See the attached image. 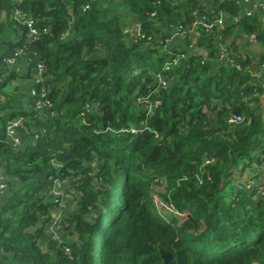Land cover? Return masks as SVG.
<instances>
[{"label": "trees", "instance_id": "16d2710c", "mask_svg": "<svg viewBox=\"0 0 264 264\" xmlns=\"http://www.w3.org/2000/svg\"><path fill=\"white\" fill-rule=\"evenodd\" d=\"M107 1L0 0V173L10 192L0 206V264H264V85L250 75L249 56L232 49L233 63L218 61L216 44L239 27L264 48V7L242 14L236 0H123L146 36L133 40L122 16L105 17ZM221 13L231 23L218 29ZM201 16L214 23L195 28L208 54L174 64L176 51L155 37ZM38 64L43 80L30 107L17 110L9 90L34 81ZM43 90L51 106L37 109ZM231 115L244 120L229 124ZM18 117L37 135L32 145L9 140L8 121ZM246 171L261 179L237 188ZM64 181L77 206L58 246L46 236L57 206L48 197ZM152 185L182 220L157 212Z\"/></svg>", "mask_w": 264, "mask_h": 264}, {"label": "crops", "instance_id": "0c3cea01", "mask_svg": "<svg viewBox=\"0 0 264 264\" xmlns=\"http://www.w3.org/2000/svg\"><path fill=\"white\" fill-rule=\"evenodd\" d=\"M122 1L123 0H108L107 3L104 5L105 9H109L111 13L114 15H120L121 17V23L124 24V26L131 25L135 20L134 17H132L130 14H127L124 9L122 8ZM205 2V0H202ZM239 5L241 6L242 10L241 13H250L253 11L255 7H264V0H236ZM119 5L121 7H119ZM205 5L206 2H205ZM120 10V14H119ZM231 23V21L225 17L222 13L220 16V22L218 23V29H222L224 25H227ZM193 26V25H192ZM164 31H162L165 34L166 37V47L170 50H174L178 53L184 54V57L186 54L189 53H198L202 54L204 57L208 54V50L205 48V46H199L198 40H199V32L197 29L190 27L188 29H185L186 31L184 33L178 32V25L170 24L168 27L163 28ZM241 33L240 28H236L234 33H232L231 36L226 37L225 40H223V43L219 40H216V44L218 46V55L219 60L218 61H225V58L223 56L225 51H230L234 55H242V56H249L252 59V63L256 64V70L255 73H251L250 67L249 72L252 77H256L259 81L262 82L264 85V66L263 64L258 65L257 63V56H260L261 54H264V48L260 44L254 42L251 37L249 36H239ZM161 39V38H160ZM232 43L234 44L232 46ZM161 49V46H160ZM12 70H15L21 74L24 73L23 69L24 66L19 63H14L11 66ZM34 77L36 76V71H33ZM34 81L32 79H24L21 78L17 82H14L9 92H12L11 96L13 98V106L17 110H27L30 107V92ZM264 95V94H263ZM11 111V110H9ZM262 111V109H261ZM48 111L42 110L41 112H36V115L40 117L41 120L45 121L48 117ZM14 120V119H13ZM12 120V121H13ZM12 121H8V124H11ZM9 140L14 146L18 147H26L28 145H32V136L28 133V131L16 127L14 128V133L11 137H9ZM14 141L17 142V144H14ZM246 173V172H245ZM3 175L0 173V179ZM10 195V192L7 190H4L3 192H0V206L5 202L7 197ZM53 214V212H52Z\"/></svg>", "mask_w": 264, "mask_h": 264}, {"label": "built area", "instance_id": "2783aa9c", "mask_svg": "<svg viewBox=\"0 0 264 264\" xmlns=\"http://www.w3.org/2000/svg\"><path fill=\"white\" fill-rule=\"evenodd\" d=\"M18 2L21 1V0H17ZM249 14V13H248ZM153 15V13H152ZM14 18L17 19L18 22L22 23V24H25L28 28V35L29 37L31 38H35L37 37L38 35V31L37 29L34 27V21L31 17L27 16L26 14L20 12L18 9H16L14 11ZM220 22V19L217 20L215 23H219ZM214 23H210L206 20L205 16H201L200 19H198L197 21H195L193 23V28H196L198 25L202 26L205 31H211V28H212V25ZM178 32H181V33H184L186 30L179 27L178 26V29H177ZM123 32L125 34H127L130 38H132L133 40H145L146 36L145 34L142 32V26L141 24L138 22V21H134L131 25H128V26H124L123 27ZM157 42H159L161 45V50H166L167 47H166V38L164 40L160 39L159 37H155ZM253 39V38H252ZM17 54H20V50L16 51L15 52V55ZM224 58L225 59H228L231 63H233L232 59L230 58V54H229V51H225L224 54H223ZM184 57V54L182 53H178L176 52V56L172 59L173 63L176 64L178 61H179V58H182ZM15 57H10V58H7L6 61L10 64L14 63L15 62ZM264 66V64H263ZM168 68H164V70H167ZM35 71H36V76L34 78V82H39V81H42L43 80V71H44V66L42 64H38L35 68ZM159 79L161 80V83L163 84L165 81L163 79V77H159ZM31 95L33 97H35V89L34 88H31ZM34 101V105L37 109H40L42 107H47L49 108L51 106V103L50 101L47 99V97H45V91L43 90L40 94V96L36 99L33 100ZM244 120L243 116L241 115H231L228 117V123L229 124H238L240 122H242ZM16 127H20L22 128L23 127V119L21 117H18L16 119H14L11 124H9L7 126V135L8 137H11L14 133V128ZM131 131H134L133 129H131ZM37 137V135H36ZM35 136L32 138V140H35L36 138ZM14 144H17V142L14 141ZM7 187V184H6V178H4L3 176L1 177L0 179V192H3ZM61 189V183H56V185L54 186V188L51 190L50 192V196L52 194V192H57L58 193V190ZM62 192V191H61ZM259 194L260 195H264V191L263 189L261 188L259 190ZM170 206V205H169ZM173 211H172V215L176 214V215H179L180 213L175 210V208H173L172 206H170ZM54 216V215H53ZM164 218L165 216L162 215ZM46 233L49 232L51 230V226L49 225H46ZM50 238H52V236L49 234H47ZM55 238V237H54ZM53 239V238H52ZM55 240V239H53ZM57 240V238H56Z\"/></svg>", "mask_w": 264, "mask_h": 264}, {"label": "rangeland", "instance_id": "374dc122", "mask_svg": "<svg viewBox=\"0 0 264 264\" xmlns=\"http://www.w3.org/2000/svg\"><path fill=\"white\" fill-rule=\"evenodd\" d=\"M119 7H121L119 5ZM120 10H119V14H120ZM104 14L106 15L105 17H110L112 14L110 13L109 9H104ZM262 168V167H260ZM238 174V173H236ZM240 175V174H239ZM254 174L249 173L248 171H246L244 176H241L242 182L241 184H239V182H236L235 185H237V188H241V186L243 185V182H249V181H258L261 179V177H257V176H253ZM234 179V178H232ZM152 189H153V193L151 195L152 197V201L154 203V205L156 206V210L158 213H160L161 215H172V211L173 209L167 205L162 197H161V193H163V188L160 185H152ZM61 191L58 190L57 192H52L51 196L48 197V199H50L53 203H55L56 209L53 211L51 220L49 225L51 226V230L49 232H47V234L50 233V235L52 236L53 239L56 240V245H66V240L68 239L69 234H67L66 232V215H68L69 213L73 212L76 209V200H74V196H72L71 194V189H70V184L66 181L61 183ZM70 190V191H69ZM158 192V193H157ZM54 215V216H53ZM176 215V214H174ZM177 218H179V220H182L183 216L182 214L176 215ZM166 218V217H165ZM46 234V236H48ZM55 237V238H54ZM97 242V239L95 240V243ZM97 244L94 245V250L97 252L96 250ZM66 248V247H65ZM67 250V249H66ZM96 258L98 259V256H96Z\"/></svg>", "mask_w": 264, "mask_h": 264}, {"label": "water", "instance_id": "95a60500", "mask_svg": "<svg viewBox=\"0 0 264 264\" xmlns=\"http://www.w3.org/2000/svg\"><path fill=\"white\" fill-rule=\"evenodd\" d=\"M255 70H256V64L253 63L250 67V71H251V73L254 74ZM259 100H260V105H261V109H262V120L264 121V95L259 96ZM161 256H162L164 262L168 261L171 258L169 253H162Z\"/></svg>", "mask_w": 264, "mask_h": 264}]
</instances>
